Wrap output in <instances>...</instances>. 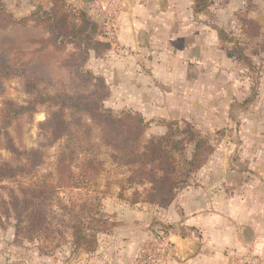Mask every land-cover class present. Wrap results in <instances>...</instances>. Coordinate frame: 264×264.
Instances as JSON below:
<instances>
[{"label":"rangeland","instance_id":"1","mask_svg":"<svg viewBox=\"0 0 264 264\" xmlns=\"http://www.w3.org/2000/svg\"><path fill=\"white\" fill-rule=\"evenodd\" d=\"M54 1L0 0V9L4 15L20 19L30 16L35 11L50 10ZM173 1L174 3L170 2L169 5L171 8L166 6L164 8L166 15L168 10L172 14L166 17L169 22L162 26L164 32H175L180 35V39L175 41L177 47H183L186 43L190 48L189 57L193 62L189 77L191 87L188 91L191 100L189 111L192 113L189 119L184 120L188 121L189 128L195 131L198 137L207 138L212 147L211 151L205 154L204 164L212 171L215 164L209 163H218V166L223 163L229 166L237 165L235 167L237 170H243L245 163H248L244 171H249L251 176L263 177L260 173L264 174V0ZM65 2L68 10L73 8L76 11L87 12L89 9L92 12V16H89L94 17L96 8L91 6L94 0L90 3L74 0ZM195 5L198 9L205 10L195 12ZM247 19H254L261 24L262 28L258 30V35H251V31L256 28L246 24ZM95 22L97 24L95 37L100 40L104 38L105 40H102L106 41L104 27ZM220 31L227 36L225 38L220 36L218 34ZM48 35L46 27L34 21L26 25L17 23L0 28V51L10 49L9 43L24 51L15 59L19 72L3 80L4 89L0 96V105L6 98L23 104L29 99L24 86L25 78L22 74L24 72L31 76H40L39 88L43 87L49 92L58 88L72 92L89 90V85L73 77L66 66L59 64V67L56 62L53 63L54 58L59 60L63 58L62 53H55L49 58L46 54L40 57V53H33L42 45L41 40ZM72 50L73 47L69 46L68 51ZM230 51L233 54L230 55ZM32 58L33 61L27 62ZM52 63L53 79L44 77L41 74L44 64L51 66ZM87 65L85 69L91 71ZM196 65L199 68H195ZM104 107L116 115H124L128 111V105L115 102L114 98L106 99ZM48 112L46 105H39L33 116L24 115L11 127L10 131L19 148L23 151L37 150L38 156L33 157L31 162L37 165L38 169L35 176L0 182L3 197L8 198L7 187L41 181L49 172H53L52 180L57 179L56 158L65 141L62 139L50 143L44 134L42 125L48 117ZM179 121L170 122L174 124L175 137L182 141L183 148L180 151L176 150L175 153L179 154L178 178L184 182L198 169L185 163V159H191L193 156L194 143L190 141L188 127ZM157 132L155 122L148 125L145 141L160 136ZM94 135L99 140L98 157L104 161L99 171L90 173L89 178L93 179L94 186L86 187L80 192L60 189L50 207L49 227L33 238L22 232L18 233L17 219L14 216L3 215L0 221V264H154L150 253L157 254L159 259L157 264H173L172 260L176 257L173 242L171 240L167 251V247L161 250L165 247L163 243L167 241H161L158 232L165 231L170 237V231L167 225H162L155 219L149 224L152 239L143 244L134 256H129L128 204H135L136 198L139 200L137 202H146L142 198L149 185H129L127 177L132 167L128 166V160L112 155L115 148L105 144L99 129H96ZM120 149L123 150L124 146L121 145ZM120 149L119 151H122ZM16 160L7 149H1L0 163L4 161L15 163ZM77 163L74 162L75 165ZM91 189L101 196L100 216L104 222L90 224L96 225L94 230L97 236L95 247L89 251L74 244L72 229L69 226L72 215L77 213L79 205L71 214L68 208L73 207L77 201L81 203L86 199L89 193L87 190ZM135 190H138L140 195H134ZM63 204L68 205L67 208H64ZM85 221L88 223L89 219L85 218Z\"/></svg>","mask_w":264,"mask_h":264},{"label":"trees","instance_id":"2","mask_svg":"<svg viewBox=\"0 0 264 264\" xmlns=\"http://www.w3.org/2000/svg\"><path fill=\"white\" fill-rule=\"evenodd\" d=\"M33 21L44 25L49 33L33 53H40V57L46 54L47 58L62 53L63 58H54L53 63L66 66L73 77L89 85V90L72 92L58 88L49 92L43 87L39 88L40 76L24 72V86L29 99L24 104L11 98L3 99L0 105V151L7 149L17 160L15 163H0V182L35 176L38 166L31 159L38 156L37 150L23 151L19 148L10 129L20 117L33 116L39 105H46L49 109L48 117L42 125L44 134L50 143L64 139L65 144L56 158L57 179L52 180L53 172H49L41 181L7 187L8 198L3 197L0 191V221L3 215L14 216L18 233L33 238L49 227L50 207L60 189L80 192L94 186L93 179L89 178L90 173L99 171L104 164L98 157L100 150L99 140L94 135L96 129L102 133L105 144L115 148L112 152L114 157L128 160V166L132 167L127 177L129 185H149L142 200L162 207L168 206L174 199L176 188L183 181L178 178L179 154L175 153L183 148L182 141L175 137L173 124H169V131L165 134L145 141L148 123L141 114L127 111L124 115H116L105 109L104 101L111 95L110 87L104 76L85 69V65L91 51L102 54L110 47V43L95 37L97 24L87 12L73 8L68 10L65 0H55L50 10L35 11L20 19L4 15L0 9V28L17 23L26 25ZM245 23L256 28L251 31L252 36L259 34L262 26L258 21L247 19ZM220 36L225 38L227 35L220 31ZM9 46L10 49L0 51V96L4 89L3 80L19 72L15 59L24 52L13 43H9ZM69 46L73 47L72 51H68ZM53 63L51 66L50 61L49 65L44 64L41 71L44 77L53 79ZM187 127L190 141L194 143V153L191 159H185V163L199 169L206 161L205 154L212 147L207 138L198 137L189 125ZM121 145L124 146L123 150L120 149ZM87 192L90 194L87 193L86 199L81 203L77 201L73 207L68 208V212L71 214L79 205L69 223L73 242L77 247L91 251L96 245L97 234L94 230L96 225L90 224L103 223L104 220L100 216L101 196L94 193V189ZM134 195H140L139 191L135 190ZM137 201L136 198L134 202ZM62 206L67 208L68 205ZM85 218L89 219L88 223H85Z\"/></svg>","mask_w":264,"mask_h":264},{"label":"crops","instance_id":"3","mask_svg":"<svg viewBox=\"0 0 264 264\" xmlns=\"http://www.w3.org/2000/svg\"><path fill=\"white\" fill-rule=\"evenodd\" d=\"M109 1L94 0L91 5L96 8L92 19L104 27L110 47L99 55L91 51L87 68L105 77L111 90L108 99L128 105V111L141 114L149 126L155 122L157 134H165L171 120L190 125L184 120L192 113L190 48L186 43L177 47L180 35L164 32L162 26L172 14L168 10L166 15L164 8H171L174 1L119 0L113 37L106 32L98 7ZM204 10L194 7L198 13ZM209 164L215 169L202 165L179 184L166 207L142 201L128 204L129 256L152 239L149 224L155 219L170 231L173 264H235L247 255L264 257V174L249 175L244 171L248 163L243 170Z\"/></svg>","mask_w":264,"mask_h":264},{"label":"built area","instance_id":"4","mask_svg":"<svg viewBox=\"0 0 264 264\" xmlns=\"http://www.w3.org/2000/svg\"><path fill=\"white\" fill-rule=\"evenodd\" d=\"M98 7L101 9L102 14H103V18H104V26L106 29L107 34L110 37H113L115 35V23L118 19V16L120 14V10H121V3L119 2V0H110L106 5H98ZM159 232V239L162 240H166L167 243H163L164 244V249L161 250H168L170 243H171V239L169 237V234L167 232ZM159 246L161 247V244L158 242ZM150 258L153 260L154 264H157V261H159V259H157V254H151L150 253ZM237 262L235 264H263L264 262V257L262 255H247V256H243L240 257L236 260Z\"/></svg>","mask_w":264,"mask_h":264},{"label":"water","instance_id":"5","mask_svg":"<svg viewBox=\"0 0 264 264\" xmlns=\"http://www.w3.org/2000/svg\"><path fill=\"white\" fill-rule=\"evenodd\" d=\"M74 1H93V0H74Z\"/></svg>","mask_w":264,"mask_h":264}]
</instances>
